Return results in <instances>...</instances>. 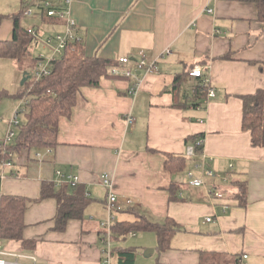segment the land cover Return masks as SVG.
Here are the masks:
<instances>
[{
	"label": "crops",
	"instance_id": "obj_1",
	"mask_svg": "<svg viewBox=\"0 0 264 264\" xmlns=\"http://www.w3.org/2000/svg\"><path fill=\"white\" fill-rule=\"evenodd\" d=\"M20 9V0H0V40L11 38L12 16ZM70 11L85 54L116 60L136 78L103 77L98 87L82 88L70 117L59 121L54 147L13 154L0 194L33 201L24 213L23 236L35 246L24 249L20 241L1 239L0 258L20 264H101L102 223L109 212L99 176L106 172L118 199L114 221H132L139 214L158 223L172 218L179 226L162 251L154 231L115 236L111 264H125L115 254L124 249L134 251L132 264H264V147L252 146L241 128L240 98L264 89V20L256 0H71ZM46 23L51 34L63 28L48 18L34 25ZM141 54L156 59L159 73H139ZM120 57L129 61L121 64ZM195 65L204 67L214 96H194L198 79L193 77L171 91L175 75ZM136 80V92L128 94ZM193 134H203V153L215 173L205 182L221 191V198L187 184V170L200 173L198 158L186 160L181 171L163 167L166 154L185 153ZM68 175L78 176L91 200L82 218L57 231L55 200L36 198L42 181L59 187L65 182L56 181ZM241 182L243 204L236 199ZM170 183L179 186L178 200L169 199ZM148 247L153 252L144 256Z\"/></svg>",
	"mask_w": 264,
	"mask_h": 264
},
{
	"label": "trees",
	"instance_id": "obj_2",
	"mask_svg": "<svg viewBox=\"0 0 264 264\" xmlns=\"http://www.w3.org/2000/svg\"><path fill=\"white\" fill-rule=\"evenodd\" d=\"M256 7L259 18L264 20V0H256ZM3 15H0V19ZM22 11L12 16L11 38L0 40V58H8L16 61L21 67L33 45L39 41L35 36L28 33L21 23ZM46 19L42 17L41 20ZM53 23H59L51 19ZM37 34L39 27H35ZM53 34V33H52ZM30 67L33 69L38 62V57H30ZM117 66L116 60L102 58L97 54L86 55L81 39L69 43L63 54L50 63L49 74L42 76L37 81L27 79L22 88L15 94L16 98H23L22 113L25 121L19 124L13 139L5 146L0 145V160L11 159L14 153L22 149L38 147H54L57 143L59 121L61 118H69L76 104L82 88L98 87L103 77H124L110 73L112 67ZM25 69V68H23ZM192 77L188 72L175 75L171 91L177 92L183 81ZM194 86V96L204 97L208 95L210 88L202 77ZM242 130L250 134V142L254 147H264V89H257L255 92L242 95ZM2 139V138H1ZM0 139V141H1ZM203 139V134H193L187 138V145L193 144L195 156L189 157L186 154H166L163 160V167L166 171L175 172L185 168L186 160L196 159L199 161L203 152V144H196V141ZM215 188V187H214ZM169 199L178 200L179 186L170 183L168 188ZM52 198L56 203V212L53 218V229L62 231L68 220L80 219L83 210L91 200L85 195V188L79 183L75 185L62 184L57 187L54 182L42 181L39 195L36 200ZM239 204L245 199V183L239 184V191L236 195ZM34 200V199H33ZM33 202L21 195L0 194V239L20 241L24 249H33L35 240L24 238L25 228L24 213ZM132 221L115 220L111 226L112 239L115 236H127L133 231H154L157 236V249L162 251L169 247L173 234L179 229L177 222L172 218H166L164 222H152L143 215L135 214ZM119 262L132 264L134 251L130 249L120 250L117 253ZM112 255L114 251L112 250Z\"/></svg>",
	"mask_w": 264,
	"mask_h": 264
},
{
	"label": "built area",
	"instance_id": "obj_3",
	"mask_svg": "<svg viewBox=\"0 0 264 264\" xmlns=\"http://www.w3.org/2000/svg\"><path fill=\"white\" fill-rule=\"evenodd\" d=\"M21 2V11L22 15L27 18L41 19L43 16L48 19H53L56 22H59L63 28L59 32L49 34L46 36H41L37 34L35 25L25 27L26 31L37 38L39 44L43 49L48 50V54H39L38 62L35 67L32 69L30 74V79L37 81L42 76L49 74L50 63L61 56L66 48V46L78 39L76 35L77 24L74 18L71 16L70 3L71 0H62L60 4L55 3L52 0H20ZM208 12H212L211 9H207ZM129 61L128 57H120L118 62L121 64H126ZM137 70L143 72L144 74L150 73H159V69L156 67V59L147 61L145 56L141 54V58L136 64ZM204 67L200 65H195L192 68L188 69V75L192 77H202L205 83H208L207 76L203 73ZM110 73L113 75H122L126 78H136V73L134 70L129 68L119 69L117 66L112 67ZM138 87L137 80L133 82L130 88H128V94L133 95ZM208 97L214 96V91L212 88L208 90ZM24 101L21 100L19 105L16 107L12 116L7 120V129L4 137L0 141L1 146H5L9 143L15 136L14 129L18 127L19 122L17 114L22 113V105ZM126 122L129 125H132L134 122L133 117L128 115L126 117ZM196 144H203V139L196 141ZM186 156L194 157L195 148L193 144H190L186 147L185 150ZM10 158H2L0 160V180L4 177L7 169L12 167L11 153H9ZM39 157L40 154L37 153ZM210 158L205 155L203 152L200 155V159L196 164V167L200 170L199 175H196L192 170H187L185 172V178L187 184L194 187H204L207 190L209 196L213 198H221L222 192L214 188L213 186L208 187L205 182V178H212L215 176L213 169L209 166ZM57 174L60 175L59 172ZM100 183L106 189V198L105 205L109 212L108 218L102 223L103 232H102V259L101 264H111L112 259V233L111 226L114 222L115 216L114 212L119 209L118 199L116 194L113 191V181L112 178L106 173L103 172L99 176ZM57 184H62L65 182L70 185H75L79 182L77 175H68L65 181L57 180ZM127 203H130V200H127ZM211 218L207 217L206 221H210ZM3 251L2 241L0 239V253ZM15 258L22 256L21 254H14ZM34 260L33 256H26ZM244 258L246 255L243 256ZM0 264H20L17 261L8 262L3 258H0ZM25 264H34V263H25Z\"/></svg>",
	"mask_w": 264,
	"mask_h": 264
},
{
	"label": "rangeland",
	"instance_id": "obj_4",
	"mask_svg": "<svg viewBox=\"0 0 264 264\" xmlns=\"http://www.w3.org/2000/svg\"><path fill=\"white\" fill-rule=\"evenodd\" d=\"M36 22L37 19L34 18H27V17L21 18V23L24 27L32 26ZM41 26L42 27L39 28L40 29L39 33L41 36H46V33H50L49 30L47 31V28L49 26L48 23L42 24ZM41 53L46 55L48 54V50L43 49L40 44L36 46L33 45L30 49L31 56H27V58L24 60L22 64V67L12 59L0 58V139L3 138L6 133L7 119L13 115L16 107L23 99V98H16L15 94L22 88L21 80L23 78V73L28 72L29 74H31L32 72L29 58L36 57ZM17 118L19 124H22L25 121V116L23 113L17 114ZM16 129L17 128L14 129L15 133H16Z\"/></svg>",
	"mask_w": 264,
	"mask_h": 264
},
{
	"label": "water",
	"instance_id": "obj_5",
	"mask_svg": "<svg viewBox=\"0 0 264 264\" xmlns=\"http://www.w3.org/2000/svg\"><path fill=\"white\" fill-rule=\"evenodd\" d=\"M30 78V74L28 72H24L23 73V78L21 80V85L24 83V81H26L27 79ZM153 252L152 248H148L144 250V256H149V254H151Z\"/></svg>",
	"mask_w": 264,
	"mask_h": 264
}]
</instances>
